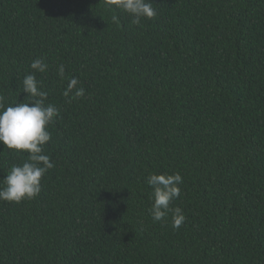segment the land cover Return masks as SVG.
Listing matches in <instances>:
<instances>
[{
    "label": "trees",
    "instance_id": "obj_1",
    "mask_svg": "<svg viewBox=\"0 0 264 264\" xmlns=\"http://www.w3.org/2000/svg\"><path fill=\"white\" fill-rule=\"evenodd\" d=\"M151 2L137 25L104 0H0L5 107L40 58L59 109L40 194L0 200V264H264V0ZM25 160L0 144V186ZM176 172L179 229L146 182Z\"/></svg>",
    "mask_w": 264,
    "mask_h": 264
},
{
    "label": "clouds",
    "instance_id": "obj_2",
    "mask_svg": "<svg viewBox=\"0 0 264 264\" xmlns=\"http://www.w3.org/2000/svg\"><path fill=\"white\" fill-rule=\"evenodd\" d=\"M108 9L121 10L132 17L133 24H140L142 18L153 19L157 12L151 0H104ZM118 22V17H112ZM48 64L40 58L30 63L33 72L25 74L22 85L27 95L21 102L5 107L0 96V144L4 148L27 154V160L22 164H13L0 186V200L20 203L31 200L41 192L42 177L48 170L55 167L50 156L44 153L43 146L51 140L48 125L59 116V109L46 103L48 93L42 90L41 82L36 79V72L46 73ZM57 75L61 80L66 79L65 66L60 64ZM77 77H67V85L63 90L65 97L80 98L85 89L77 87ZM151 187L152 201L150 215L154 222H163L172 212L171 226L179 229L186 217L180 207L170 208L171 202L181 195L180 185L183 177L179 172L174 174L150 173L146 178Z\"/></svg>",
    "mask_w": 264,
    "mask_h": 264
}]
</instances>
